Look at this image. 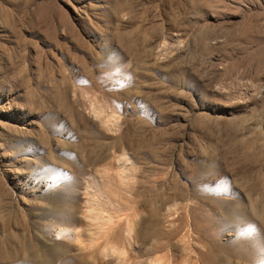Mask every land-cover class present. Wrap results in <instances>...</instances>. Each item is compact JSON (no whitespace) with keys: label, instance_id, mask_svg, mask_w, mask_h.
Returning a JSON list of instances; mask_svg holds the SVG:
<instances>
[{"label":"rangeland","instance_id":"374dc122","mask_svg":"<svg viewBox=\"0 0 264 264\" xmlns=\"http://www.w3.org/2000/svg\"><path fill=\"white\" fill-rule=\"evenodd\" d=\"M0 264H264V0H0Z\"/></svg>","mask_w":264,"mask_h":264}]
</instances>
